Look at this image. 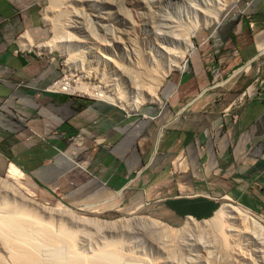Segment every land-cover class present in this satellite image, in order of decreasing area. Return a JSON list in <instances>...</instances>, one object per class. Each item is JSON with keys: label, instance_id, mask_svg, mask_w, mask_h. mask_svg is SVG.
I'll return each mask as SVG.
<instances>
[{"label": "rangeland", "instance_id": "obj_1", "mask_svg": "<svg viewBox=\"0 0 264 264\" xmlns=\"http://www.w3.org/2000/svg\"><path fill=\"white\" fill-rule=\"evenodd\" d=\"M0 1L1 4H15L19 8L28 7L36 24L35 36L32 40L35 44L49 43L53 39H58L59 34L62 36L59 41H63L64 49L61 50L55 47L48 53L46 49L44 52L36 48L22 47L25 52L37 56L43 66L50 69L47 76L50 84L65 77L72 87L80 80L79 82L88 83L91 86L112 87L116 91H123L128 96H132L138 90L142 93L147 91L144 75L149 68L145 64V56L150 49L151 42H155L160 37L161 27L165 30L164 28L168 23L167 18L172 17L177 21L186 23L187 21L193 22L198 15L203 20H206L204 17L209 20L213 17V13L210 12H215L218 8L215 6L216 0L214 4L212 1L211 8L203 11V13L205 12L203 17L202 14L192 11L193 9L190 7L191 4L196 5L197 0H59L60 4H48V0ZM219 2L224 6L218 21L208 25L205 29H199L198 36L192 38L194 49L186 54L182 69L173 68L158 88L157 95L162 104L146 101L136 111L122 110L120 107L110 105L139 118L145 117L155 123V126L161 121L165 125L172 123L171 125L175 126L178 124V128L181 130H186L188 125L191 126L190 130L195 132L197 143L194 148V155L192 157L185 151L177 154L174 158V168L177 172L174 171L179 175L188 174V178L197 187V193L216 196L220 195L218 193H222L221 191L225 189L226 179L229 181L230 176L235 172L233 162L231 163L232 166H229V163L225 164L222 160L224 154L219 151L218 144L226 137V131L229 128L233 131L240 130V108H242L240 98H243L245 94L251 96L257 91L262 94L261 90L253 87L242 94L240 90L236 92L235 87L228 88L223 83L231 79V76L237 71L250 74V64L239 63V49L241 43L244 45L248 44L247 42L250 43L251 38L259 30L264 29V0H220ZM74 15L77 16V20ZM76 25L78 26L76 27ZM54 28L58 30V33H54ZM229 32L234 33L235 40L224 39ZM115 36L117 37L115 38ZM114 39L119 44L115 43ZM159 61L161 62V60ZM197 61L201 63L197 64ZM251 90L253 92L250 94ZM74 93L75 95L69 96L84 101L96 100L79 91ZM204 93H210L207 96H212L211 102L203 103L200 108L195 110L196 112L191 111L190 113V109H186L187 106L185 105L183 106L184 109H180V106L183 105L181 104L177 107L179 109L175 110L176 113L164 114L162 118L159 117L166 101H170L171 95L172 97L177 95L179 98H184L185 104L188 98L198 97ZM217 121L220 122V125L215 127L216 130L211 136V143L215 151L213 154L217 162L211 171H207L205 162L209 156L208 148H206L208 142L205 140L202 142L203 138L200 135L204 134L203 131L208 128L209 123L215 125ZM168 129H170L169 126L165 131L167 132ZM172 129L176 131L175 128ZM231 136L233 138L234 134ZM202 144L203 146H201ZM227 154H230V147ZM6 171L7 167L0 168V178L8 179L16 185L20 183V190L26 197L44 206L57 207L56 205H60L81 217L103 221H121L134 217H144L167 226L171 232L170 236L157 237L145 233L138 235L127 230L119 232L118 235L116 233L104 234L102 238L101 233L88 227L79 231L81 234L77 232L79 236L74 241L75 248L84 253L96 251L98 248L104 249L105 247L100 241L109 237L107 240H111L113 244L106 245V249L107 251L116 250L115 252L123 256L125 262L122 260L121 264H264V248L254 246L253 241H241V244L232 249L233 246L230 245L232 243L229 238L227 243L223 245L221 238L210 230L202 227L199 232L198 230L191 231L189 229L191 225L186 223L187 218L178 225L166 223L153 214L151 204L146 203V205L143 202L140 206L136 201H126V199L121 201L116 196L114 208H109V206L107 208L105 205L94 206L96 209L80 208L69 193L65 194L57 189L51 191L43 188L22 170L21 182L17 178H7ZM96 203L95 201L88 202L89 205ZM222 205H232L239 208L264 227V219L258 213L249 211L238 203L221 199L216 211ZM211 217L205 220L193 219L202 225ZM116 232L118 233V231ZM188 232L191 235L187 236ZM79 237V242L82 243L80 242L78 245L79 242L76 241ZM132 257L136 263L132 261ZM126 258L132 259L131 262Z\"/></svg>", "mask_w": 264, "mask_h": 264}, {"label": "crops", "instance_id": "obj_2", "mask_svg": "<svg viewBox=\"0 0 264 264\" xmlns=\"http://www.w3.org/2000/svg\"><path fill=\"white\" fill-rule=\"evenodd\" d=\"M1 3L0 168L16 167L43 188L69 193L80 208H114L117 196L140 206L151 204L157 218L178 225L188 217L208 219L221 199L238 203L264 219V47L259 45L264 43V29L250 43L240 42L239 63L250 64V74L237 71L223 83L242 94L251 87L262 94L251 90L253 96L240 98V130L229 128L218 144L222 160L229 166L233 162L235 172L216 196L197 193L188 174L175 173L177 154L194 155L197 143L191 126L184 131L178 124L165 125L163 121L155 126L145 117L100 100L84 101L46 91L50 69L22 49L35 36L32 13L28 7ZM227 36L224 39H236L234 33ZM205 94L188 98L185 104L184 98L171 95L159 117L176 113L181 104L180 109L185 105L194 113L203 103L211 102L210 93ZM218 125L219 121L209 123L200 135L202 142H208L207 171L217 162L211 136ZM92 201L97 203L89 205Z\"/></svg>", "mask_w": 264, "mask_h": 264}, {"label": "bare ground", "instance_id": "obj_3", "mask_svg": "<svg viewBox=\"0 0 264 264\" xmlns=\"http://www.w3.org/2000/svg\"><path fill=\"white\" fill-rule=\"evenodd\" d=\"M212 1L214 4L215 0H197V4H191L190 7L193 9L192 11L197 14H202L204 17L205 12L203 13V11L211 8ZM219 1L220 0H216L215 6H218V8L215 12H212L211 9L209 10V12L211 11L210 13H213V17L209 20H207V17H204L206 20H203L198 15L193 22L187 21L186 23L177 21V19L172 17H169V19L167 18L166 21L168 23L164 28L165 30L161 27L162 32L160 33V37L157 39L154 37L156 41L151 42L150 49H148L149 51L145 56V64H147L149 68V70L147 68L148 71H145L144 75V81L145 83L147 82V85H145L147 86V91L145 93L135 88V90L138 91H135L132 96H128L123 91H116L112 87L91 86L88 83L79 82L80 80L72 87L67 78L66 81L57 83L54 88L56 90H64L72 93L79 91L96 100L120 107L127 111H136L146 101L160 103L161 99L157 95L158 88L173 68L182 69L186 54L194 49L192 38L198 36L199 29H205L208 25L218 21L224 6V4H220ZM72 3L71 1V4ZM48 4L60 3L59 0H48ZM74 16V18L77 17L76 15ZM77 26L78 25H76V27ZM54 33H58L56 28H54ZM60 37L62 36L59 34L57 37L58 39H53L49 41V43L33 44V42L30 41L31 43L29 42L23 46L29 49L36 48L42 51L46 49V52L50 53L55 47L60 48V50L64 49V44H62L63 41H59ZM116 37L117 36H115V38ZM113 41L118 43L116 39ZM259 45L264 47V43ZM159 60H161V62ZM139 81H141L140 78ZM141 83H139V85H142ZM22 176L23 173L16 167L9 166L7 168V178H17V180L21 182ZM20 188V183L16 185L8 179L0 178V264H121L122 260L124 261L125 258L120 256L118 252H115L116 250L107 251L106 249V245L109 246L113 244L111 240H107L109 238L108 236V238H104L100 241L101 244L104 245V249L98 248L96 251L84 253L75 248L74 241L77 239L76 237L79 236L77 232L80 233L79 231H83L88 227L101 233L102 238L104 234L116 233L118 235L119 232H125L127 230L138 235H141V233L150 236L155 235L157 237L171 235L167 226L161 225L153 219L134 217L121 221H103L95 218L81 217L60 205H56L57 207H47L26 197ZM186 223L191 225L189 228L191 231L198 230L199 232L202 227L203 229L210 230V232L221 238V243L223 245L227 243V239L229 238V241L232 243L230 245L233 246L232 249L236 248L238 244H241V241H253L254 246L264 248V227L249 214L232 205H222L217 209L214 215L209 220L203 222L202 225L189 217L186 219ZM116 231H118V233ZM189 232L187 236L191 235ZM79 240L80 237L76 242L78 243ZM117 247L119 248V246ZM132 259L131 260L134 261L133 257ZM131 260L128 261L131 262ZM134 262L136 263V261Z\"/></svg>", "mask_w": 264, "mask_h": 264}, {"label": "built area", "instance_id": "obj_4", "mask_svg": "<svg viewBox=\"0 0 264 264\" xmlns=\"http://www.w3.org/2000/svg\"><path fill=\"white\" fill-rule=\"evenodd\" d=\"M63 81H66V78H65V77L62 78V79H60V80H56V81L52 82V83L48 86L47 91H48V92H51V93H63V94L70 95V96L75 95V93H72V92H69V91H64V90H63V91H60V90H56V89L54 88V86H55L57 83H60V82H63Z\"/></svg>", "mask_w": 264, "mask_h": 264}, {"label": "clouds", "instance_id": "obj_5", "mask_svg": "<svg viewBox=\"0 0 264 264\" xmlns=\"http://www.w3.org/2000/svg\"><path fill=\"white\" fill-rule=\"evenodd\" d=\"M95 101H98V100H95ZM102 102V101H101Z\"/></svg>", "mask_w": 264, "mask_h": 264}]
</instances>
